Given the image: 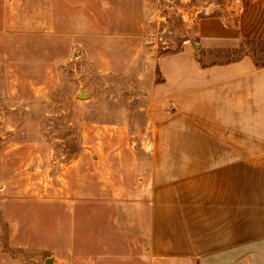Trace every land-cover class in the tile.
<instances>
[{"label":"rangeland","instance_id":"1","mask_svg":"<svg viewBox=\"0 0 264 264\" xmlns=\"http://www.w3.org/2000/svg\"><path fill=\"white\" fill-rule=\"evenodd\" d=\"M225 17L236 0H0V264H142L117 195L172 110L152 94L159 62L264 66L261 39L202 50L199 20Z\"/></svg>","mask_w":264,"mask_h":264},{"label":"crops","instance_id":"2","mask_svg":"<svg viewBox=\"0 0 264 264\" xmlns=\"http://www.w3.org/2000/svg\"><path fill=\"white\" fill-rule=\"evenodd\" d=\"M236 9L235 23L199 20L202 50L264 40V0H236ZM159 71L152 94L172 110L158 115L167 124L138 189L117 195L120 230L135 232L131 255L142 264H264V67L249 54L205 65L185 49Z\"/></svg>","mask_w":264,"mask_h":264},{"label":"water","instance_id":"3","mask_svg":"<svg viewBox=\"0 0 264 264\" xmlns=\"http://www.w3.org/2000/svg\"><path fill=\"white\" fill-rule=\"evenodd\" d=\"M198 46H199V45H197V47H198ZM78 97H79L80 99H85V98L88 97V95L85 93L84 90H81V93H80V95H78ZM47 263H48V264L51 263V260H48Z\"/></svg>","mask_w":264,"mask_h":264},{"label":"trees","instance_id":"4","mask_svg":"<svg viewBox=\"0 0 264 264\" xmlns=\"http://www.w3.org/2000/svg\"><path fill=\"white\" fill-rule=\"evenodd\" d=\"M264 67V66H263Z\"/></svg>","mask_w":264,"mask_h":264}]
</instances>
